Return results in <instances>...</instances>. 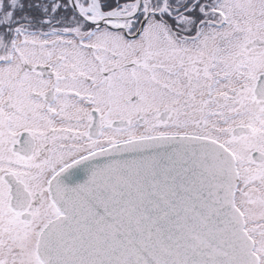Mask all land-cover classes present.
I'll list each match as a JSON object with an SVG mask.
<instances>
[{
	"label": "snow or ice",
	"instance_id": "obj_1",
	"mask_svg": "<svg viewBox=\"0 0 264 264\" xmlns=\"http://www.w3.org/2000/svg\"><path fill=\"white\" fill-rule=\"evenodd\" d=\"M0 264H264V0H0Z\"/></svg>",
	"mask_w": 264,
	"mask_h": 264
}]
</instances>
